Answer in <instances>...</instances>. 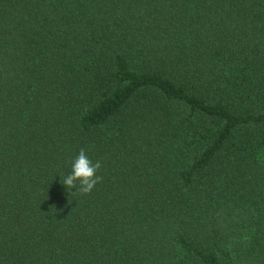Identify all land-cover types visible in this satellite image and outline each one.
Returning a JSON list of instances; mask_svg holds the SVG:
<instances>
[{
    "label": "trees",
    "instance_id": "16d2710c",
    "mask_svg": "<svg viewBox=\"0 0 264 264\" xmlns=\"http://www.w3.org/2000/svg\"><path fill=\"white\" fill-rule=\"evenodd\" d=\"M0 264H264V0H0Z\"/></svg>",
    "mask_w": 264,
    "mask_h": 264
},
{
    "label": "clouds",
    "instance_id": "9594fccd",
    "mask_svg": "<svg viewBox=\"0 0 264 264\" xmlns=\"http://www.w3.org/2000/svg\"><path fill=\"white\" fill-rule=\"evenodd\" d=\"M101 167L100 161L93 162L84 150H81L70 161V170L59 176V182L67 190L74 189L82 194H89L94 189L96 184L101 180L97 175L98 169Z\"/></svg>",
    "mask_w": 264,
    "mask_h": 264
}]
</instances>
